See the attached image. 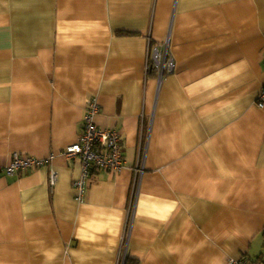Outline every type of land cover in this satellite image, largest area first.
Masks as SVG:
<instances>
[{
	"label": "crops",
	"instance_id": "crops-1",
	"mask_svg": "<svg viewBox=\"0 0 264 264\" xmlns=\"http://www.w3.org/2000/svg\"><path fill=\"white\" fill-rule=\"evenodd\" d=\"M262 88L264 0H0V166L54 156L0 170V264H264ZM92 98L125 166L80 204L63 152Z\"/></svg>",
	"mask_w": 264,
	"mask_h": 264
},
{
	"label": "built area",
	"instance_id": "built-area-1",
	"mask_svg": "<svg viewBox=\"0 0 264 264\" xmlns=\"http://www.w3.org/2000/svg\"><path fill=\"white\" fill-rule=\"evenodd\" d=\"M150 62L147 64V71L156 73L158 82H162L167 76L173 75L176 70L174 59L169 52L168 41L152 49ZM257 104L264 106V88L258 95ZM100 105L97 99L92 98L87 101L86 112L84 116V131L80 135L76 144L66 148L63 152L68 159L79 160L81 163V174L73 183L76 191V200L80 204L84 203L87 192V183L94 173H117L121 171L124 164L123 147L121 144V135L118 131L100 128L96 124V117L100 113ZM54 156L47 160H40L35 157H25L22 154L15 153L12 156L10 164L1 167L6 175L13 176L20 171L28 174L30 171L38 169L45 165L52 164ZM144 168H137L133 182L131 194L130 210H133L134 202L137 197L139 182L141 180ZM50 185L54 187L57 183L58 174L50 168ZM229 264H251L245 259L233 260Z\"/></svg>",
	"mask_w": 264,
	"mask_h": 264
},
{
	"label": "trees",
	"instance_id": "trees-1",
	"mask_svg": "<svg viewBox=\"0 0 264 264\" xmlns=\"http://www.w3.org/2000/svg\"><path fill=\"white\" fill-rule=\"evenodd\" d=\"M152 73L154 72V70L151 71Z\"/></svg>",
	"mask_w": 264,
	"mask_h": 264
}]
</instances>
